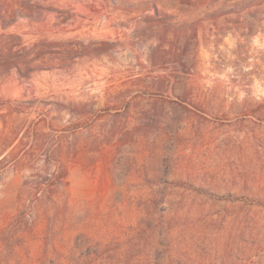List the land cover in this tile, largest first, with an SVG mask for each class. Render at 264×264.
<instances>
[{
    "label": "rangeland",
    "instance_id": "rangeland-1",
    "mask_svg": "<svg viewBox=\"0 0 264 264\" xmlns=\"http://www.w3.org/2000/svg\"><path fill=\"white\" fill-rule=\"evenodd\" d=\"M3 2L78 52L0 73V264H264V2Z\"/></svg>",
    "mask_w": 264,
    "mask_h": 264
},
{
    "label": "trees",
    "instance_id": "trees-1",
    "mask_svg": "<svg viewBox=\"0 0 264 264\" xmlns=\"http://www.w3.org/2000/svg\"><path fill=\"white\" fill-rule=\"evenodd\" d=\"M264 0H250L245 3L244 8L253 5H259ZM15 13L13 5H7L0 0V25L4 31L12 25L9 18ZM67 42H47L39 41L30 47L23 46L20 38L15 34H0V73L14 71L19 77L27 79L38 71L45 70L53 60L65 61L69 54H76L78 51L67 49ZM52 45L59 47V51H52ZM66 171L62 165H57L56 169L48 176L41 177L38 181L29 184L31 195H46L59 186H66ZM26 185V184H25ZM202 193H207L204 189H197ZM81 248V247H79ZM88 254L96 255V251L87 252L83 248L79 252L77 261L74 264H96L88 263L86 257ZM83 259V260H82Z\"/></svg>",
    "mask_w": 264,
    "mask_h": 264
}]
</instances>
